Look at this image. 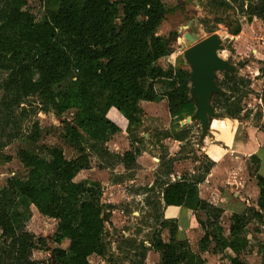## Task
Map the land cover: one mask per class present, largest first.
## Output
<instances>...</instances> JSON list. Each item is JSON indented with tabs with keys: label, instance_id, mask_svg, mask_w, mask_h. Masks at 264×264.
<instances>
[{
	"label": "rangeland",
	"instance_id": "obj_1",
	"mask_svg": "<svg viewBox=\"0 0 264 264\" xmlns=\"http://www.w3.org/2000/svg\"><path fill=\"white\" fill-rule=\"evenodd\" d=\"M249 2L257 0H162L164 6L159 11L161 21L156 37L168 39L170 61L176 68L189 67L184 57L187 50L184 35L196 26L199 41L213 35L219 37L223 47L219 56L234 66L235 74L242 79H227L225 73L217 74L216 83L226 84L221 89L222 97L217 99L218 109L211 102L217 117L210 120L204 139L200 123L191 121L194 103L173 116L165 99L151 105L141 103L144 111L141 123L131 129L115 110L119 114L110 118L120 127V132L109 135L105 143L90 140L83 130L77 134L82 138H75L66 130L67 124L74 123L75 109L57 116L52 104L38 94L7 108L12 97L6 96L7 76L0 71V192L9 187L11 179L28 177V169L20 160L22 150L43 153L44 149L58 148L70 161L87 157L89 169L78 174L76 183L90 180L101 184V201L109 215L107 253L104 257L92 256L90 264H159L160 255L151 241L160 236L164 243H169L170 222L177 223V243L188 245L205 264H232L235 258L247 264H264V212L258 206L259 191L253 187L238 185L236 189L235 184V191L223 193L224 201L215 206L216 210H182L178 220H166L164 210L157 211L147 204V200L159 199L162 185L173 179L203 177L212 163L206 155L208 148L215 158L228 153L219 166L233 175L227 176L230 183L243 184V178L256 181L261 162L264 177V24L256 18L248 20ZM48 7V0H22V10L38 22L46 18ZM123 18V11L115 16L117 27L123 25ZM143 20L147 18L140 16L139 21ZM254 20H257L255 25H249ZM159 65L165 67L166 63L160 61ZM34 78L38 80L37 75ZM148 83L142 81L145 86ZM226 109L232 117L226 116ZM36 136V143L28 141ZM136 150L142 151L137 166L125 170L121 157ZM204 178L205 181L206 175ZM236 193L245 201L237 199ZM26 213L23 230L44 242L37 244L33 259L56 264L53 251L68 248L67 241L54 243L57 223L42 217L34 207ZM235 215L244 221L238 240L230 233ZM206 235L208 240L200 246ZM4 242L0 230V250ZM230 244L238 246L236 253L229 248Z\"/></svg>",
	"mask_w": 264,
	"mask_h": 264
},
{
	"label": "trees",
	"instance_id": "obj_2",
	"mask_svg": "<svg viewBox=\"0 0 264 264\" xmlns=\"http://www.w3.org/2000/svg\"><path fill=\"white\" fill-rule=\"evenodd\" d=\"M48 2L47 16L38 22L22 10V0H0V71L7 76L6 96L12 97L7 108L38 94L52 104L57 116L76 110L73 125H66L74 137L83 130L90 140L105 143L109 135L120 132L107 118L112 109L128 121L131 129L141 123L142 102L165 99L173 116L193 103L190 68H176L170 61L168 39L156 37L162 0ZM120 11L124 12L123 25L117 27L114 19ZM246 14L249 21L256 18L264 23V0L249 2ZM140 16L147 20L140 22ZM160 61L166 66L159 65ZM224 77L242 80L235 73H225ZM144 80L149 82L147 86L142 84ZM225 84L216 83L220 90ZM221 95L222 91L211 99L215 109ZM230 112L226 109L227 117L233 116ZM37 137L28 141L36 143ZM141 153L136 150L121 157L124 169L137 166ZM20 160L28 169V177L11 179L9 187L0 192V230L5 240L0 264H46L33 259L37 244L44 242L23 230L30 207L57 223L56 245L68 242L67 249L53 251L56 264H90L92 256L104 257L109 215L101 201V184L90 180L75 182L80 172L89 169L87 157L70 161L62 150L47 148L43 153L22 150ZM208 165L204 176L214 166ZM204 176L169 181L162 185L159 199L147 200V204L157 211L169 207L216 210L199 197ZM256 181L258 206L264 212V178L258 175ZM232 220L230 233L238 240L243 231V217L235 215ZM170 224L169 243H164L160 236L151 241L160 255L159 264H205L188 245L177 243V223ZM207 240L208 235L200 246ZM229 248L236 253L238 246L230 244ZM232 264L247 263L235 258Z\"/></svg>",
	"mask_w": 264,
	"mask_h": 264
},
{
	"label": "water",
	"instance_id": "obj_3",
	"mask_svg": "<svg viewBox=\"0 0 264 264\" xmlns=\"http://www.w3.org/2000/svg\"><path fill=\"white\" fill-rule=\"evenodd\" d=\"M186 39L185 60L191 70V100L195 105L193 122H199L202 130V139L207 136L210 120L217 117L211 105L214 95L221 93L216 85L218 73H235L234 66L219 56L223 50L218 36L213 35L199 41L196 35V26L191 33L184 35Z\"/></svg>",
	"mask_w": 264,
	"mask_h": 264
},
{
	"label": "crops",
	"instance_id": "obj_4",
	"mask_svg": "<svg viewBox=\"0 0 264 264\" xmlns=\"http://www.w3.org/2000/svg\"><path fill=\"white\" fill-rule=\"evenodd\" d=\"M256 22H257V20H254L249 25H255ZM259 22H260V20H259ZM142 103H147L149 105L153 104L150 102H142ZM117 114H119V113H117L114 109H112L109 112V120H111L114 123L115 121L113 119H111L110 116L113 115V117H115ZM116 124H118V123H116ZM118 126H120V125H118ZM118 128L120 129V127H118ZM176 144H178V146L180 145V143L178 141L176 142ZM210 150H212V149L208 148L206 155L211 160V162L214 164V166L211 169V171L207 174L206 180L202 184L199 185V190H200L199 191V197L202 200L210 203L213 206H218V205L222 204V201H224L225 197H223V193H225L224 195H227V192H229V190L235 191V184H236V189H238V185H240V186H243L242 188L247 187V189H250V187H253L255 190L259 191V188L257 186L256 181L252 178H248L246 181H245V178H243L242 179V181L244 182L243 184L240 182L230 183V181H228L230 179H228L227 176H229V175L231 176L232 174L228 175V172L222 171L220 166H219V163L221 161L225 160L228 153L227 154H226V152L224 154L221 153L220 155L216 156V158H215L212 155ZM218 172H220V173H218ZM262 173H263V163L261 162L260 163L259 176L263 177ZM238 175H239V173H235V176H238ZM184 176H186V175L184 174ZM179 178H181V177H179ZM175 180L173 179V181H175ZM177 180H179V179H177ZM246 193H247V191H246ZM235 196L237 197V199L241 198L242 200H244L242 197H240L238 195V193H236ZM246 202H248V201H246ZM182 210L188 211L187 208H177V207L166 208L164 210L166 220H178L177 216L179 215L180 212H182Z\"/></svg>",
	"mask_w": 264,
	"mask_h": 264
}]
</instances>
